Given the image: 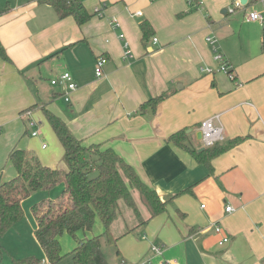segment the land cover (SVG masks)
Instances as JSON below:
<instances>
[{
    "label": "crops",
    "instance_id": "1",
    "mask_svg": "<svg viewBox=\"0 0 264 264\" xmlns=\"http://www.w3.org/2000/svg\"><path fill=\"white\" fill-rule=\"evenodd\" d=\"M80 1L94 14L80 26L71 17L59 19L37 0H7L0 6V43L8 57H0V183L16 176L8 160L15 149L36 156L43 166L65 170L45 108L84 146L113 150L167 202L165 212L153 218L137 191L132 192L137 212L124 200L118 202L110 232L117 240L119 264L124 259H139V264H264L261 39L247 48L239 41L234 52L219 49L233 80L218 71L206 42L207 36L225 33L223 16L235 0H199L198 8L185 0ZM112 21L117 27L110 26ZM142 21L153 33L146 46ZM99 56L107 63L97 78ZM64 72L77 87L69 102L62 87L45 91L41 86L44 77L54 80ZM164 93L169 96L155 113L138 112ZM208 119L223 130L220 146L242 138L215 157L210 169L168 142L171 134L186 129L192 130L186 134L193 146L202 147L196 133ZM47 136L53 147L44 141ZM53 192H40L39 197H58ZM227 206L233 211L226 213ZM94 228L103 231L99 219ZM223 238L228 242L220 246ZM151 246L162 247V255L152 253Z\"/></svg>",
    "mask_w": 264,
    "mask_h": 264
},
{
    "label": "trees",
    "instance_id": "2",
    "mask_svg": "<svg viewBox=\"0 0 264 264\" xmlns=\"http://www.w3.org/2000/svg\"><path fill=\"white\" fill-rule=\"evenodd\" d=\"M37 3L52 8L59 19L71 17L78 26L94 16L80 0H37ZM139 28L142 44L146 46L148 38L153 35L151 26L142 21ZM263 40L262 32L261 48L264 52ZM0 57L8 61L1 43ZM229 73L232 72L229 70ZM168 96V93H164L149 99L139 107L138 112L151 110L155 113L158 105ZM42 112L62 147L65 170L43 166L36 156L21 149L10 152L8 160L16 176L8 182L0 183V237L23 218L22 202L32 193L51 192L63 185L58 197L42 199L30 207L36 224L33 235L44 254L45 262L55 264L62 259L58 241L61 236L67 234L76 238L78 233L85 236L91 232L95 220L99 219L103 233L77 241L71 258L73 264H108L103 246L116 244L110 225L116 219L118 202L124 200L137 212L132 198V192L137 191L151 218L164 213L167 202L161 201L157 193L145 185L135 170L113 150L102 148L101 145L84 146L60 117L45 108H42ZM241 141L242 138H237L226 146L215 144L199 151L202 147L193 146L186 129L168 138L169 143L185 150L198 164L209 169L215 157ZM11 263L35 264L36 261L32 258L25 261L12 258Z\"/></svg>",
    "mask_w": 264,
    "mask_h": 264
},
{
    "label": "rangeland",
    "instance_id": "3",
    "mask_svg": "<svg viewBox=\"0 0 264 264\" xmlns=\"http://www.w3.org/2000/svg\"><path fill=\"white\" fill-rule=\"evenodd\" d=\"M7 0H0V6L5 4ZM3 3V4H2ZM255 9L257 11H261L262 7L259 4H255L252 7L247 6L245 10L238 8L235 12H226V16H223L225 21V33L220 32V36L217 38L219 43L217 46L219 49L229 50L234 52L239 46V41H241L244 48L250 46V43L253 40L261 39L262 30L258 23L247 22L246 15L251 9ZM227 11V8H226ZM214 37V36H213ZM241 39V40H240ZM220 51V50H219ZM50 78L44 77L43 81H41V86L43 90L50 91L51 88L54 89L55 86L50 84ZM43 135V134H42ZM55 138V137H54ZM56 140V144L58 148L61 150V147ZM44 141L50 147L53 143L47 137L44 138ZM51 147V149H52ZM58 189H54L52 197H56L60 195V186H57ZM40 192L32 193L27 199L23 201L22 208L24 212L23 218L12 225L8 231L0 237V264H12V258L15 260H27V259H35V264H47L45 262L44 254L37 244L33 231L35 229V221L30 212V207L35 203H38L41 200ZM91 237L99 236L103 233L96 232V229L91 230ZM82 233H78L76 238H72L70 235L64 234L61 236L58 241L61 248L62 259L55 264H73L71 258V252L76 247V242L83 239ZM90 237V238H91ZM116 248L112 245L103 246V253L107 260L108 264H119L117 262L118 256L116 255ZM153 253V252H152ZM119 261V260H118ZM125 264H139L140 260H128L124 259ZM148 261V260H147Z\"/></svg>",
    "mask_w": 264,
    "mask_h": 264
},
{
    "label": "built area",
    "instance_id": "4",
    "mask_svg": "<svg viewBox=\"0 0 264 264\" xmlns=\"http://www.w3.org/2000/svg\"><path fill=\"white\" fill-rule=\"evenodd\" d=\"M188 6L192 8H198L199 7V0H185ZM255 4H259V6L262 7L261 11H257L255 9H251L248 14L246 15V21L247 22H254L258 23L259 26L261 27V30L263 32L264 36V0H247L245 5H242L240 0H235L234 3L227 8L226 12H235L236 9L240 8L244 10L247 6H253ZM96 14H99V10H96ZM135 15L139 16L141 15L140 12H136ZM111 27H117V24L112 21L110 22ZM264 41V40H263ZM157 39H153V43H156ZM206 42L210 46L213 54L214 60L219 64V67L217 68L218 71L223 72L228 75V77L233 80V75L232 73H229V68L227 66V63L224 61L223 56L219 52V48L217 46L218 40L213 37V36H207L206 37ZM124 57L128 58L129 53L127 51V44L124 43ZM107 63V58L104 56H99L96 59L95 63V69H94V74L95 77L99 78L103 75L102 68L103 66ZM204 72H211L209 69H204ZM51 85L52 86H59L62 87L63 90V98L65 102L70 101V94L76 90V84L74 83L72 76L68 72H64L61 74L59 77L55 78L54 80H51ZM29 114V113H28ZM33 125V124H32ZM199 131L201 132V145L203 148H209L214 146L215 144L222 143L224 141V134L222 128L214 122L213 119H208L203 122H201L199 126ZM37 132L32 133V136H36ZM45 147V146H43ZM203 207V206H202ZM233 211V208L231 206H227L225 208L226 213H230ZM215 231L216 233L221 232L220 226L216 225L215 226ZM228 242L227 238H223L220 242L219 245L222 246L223 244H226ZM151 251L158 255H162V247L158 246H151ZM161 264H174L171 261H164Z\"/></svg>",
    "mask_w": 264,
    "mask_h": 264
},
{
    "label": "water",
    "instance_id": "5",
    "mask_svg": "<svg viewBox=\"0 0 264 264\" xmlns=\"http://www.w3.org/2000/svg\"><path fill=\"white\" fill-rule=\"evenodd\" d=\"M246 1H247V0H240V2H241L242 5H245V4H246ZM191 131H192V130H187L186 133H189V132H191ZM196 139H197L198 141H201V132H197V133H196ZM202 150H204L203 147L199 149V151H202Z\"/></svg>",
    "mask_w": 264,
    "mask_h": 264
}]
</instances>
